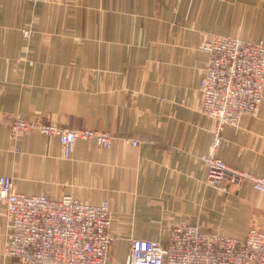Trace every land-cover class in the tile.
<instances>
[{
    "label": "crops",
    "instance_id": "crops-1",
    "mask_svg": "<svg viewBox=\"0 0 264 264\" xmlns=\"http://www.w3.org/2000/svg\"><path fill=\"white\" fill-rule=\"evenodd\" d=\"M211 34L264 39V0H0V174L20 193L108 201L106 264H128L131 239L165 242L178 224L239 238L264 225V193L205 181L199 155L215 122L198 109L199 45ZM16 115L117 138L78 139L64 158L56 135L11 136ZM215 155L264 176V96L254 116L223 126ZM6 235L0 202V264H29L4 254Z\"/></svg>",
    "mask_w": 264,
    "mask_h": 264
},
{
    "label": "built area",
    "instance_id": "built-area-1",
    "mask_svg": "<svg viewBox=\"0 0 264 264\" xmlns=\"http://www.w3.org/2000/svg\"><path fill=\"white\" fill-rule=\"evenodd\" d=\"M28 33L23 30L24 36ZM199 46L207 52V60L199 78L198 109L215 122L209 150L199 155L206 167L205 181L213 187H220L223 180L245 181L264 193V176L235 168L215 155L223 126L239 125L246 116H254L261 104L264 39L211 34ZM32 128L56 135L64 158L71 156L78 139L109 148L117 138L105 130L39 123L19 115L9 120L13 137ZM123 140L138 143L135 138ZM0 202L5 206V255L29 264H106L116 240L108 201L93 204L71 194L20 193L10 175L0 174ZM128 264H264V225H251L243 238L198 224L174 225L165 242L131 239Z\"/></svg>",
    "mask_w": 264,
    "mask_h": 264
},
{
    "label": "rangeland",
    "instance_id": "rangeland-1",
    "mask_svg": "<svg viewBox=\"0 0 264 264\" xmlns=\"http://www.w3.org/2000/svg\"><path fill=\"white\" fill-rule=\"evenodd\" d=\"M98 130H100V129H98ZM101 131H102V130H101ZM105 131H108V130H105ZM111 134H112V133H111ZM112 144H113V143H112ZM111 146H112V145H111ZM111 146H110V147H111Z\"/></svg>",
    "mask_w": 264,
    "mask_h": 264
}]
</instances>
